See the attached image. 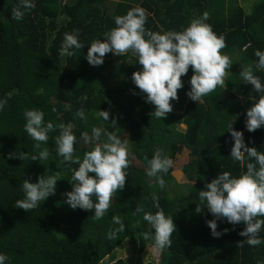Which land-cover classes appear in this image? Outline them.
I'll return each mask as SVG.
<instances>
[{
	"label": "trees",
	"instance_id": "16d2710c",
	"mask_svg": "<svg viewBox=\"0 0 264 264\" xmlns=\"http://www.w3.org/2000/svg\"><path fill=\"white\" fill-rule=\"evenodd\" d=\"M31 2L35 8L21 7L23 18L13 20L11 10L20 0H0V100L7 99L0 110V254L9 257L5 264H129L122 258L105 261L125 242L141 255L153 248V241L144 240L142 235L150 230L144 213L157 211L153 195L176 227L171 247L162 251L159 264H264V243L237 246L247 239L239 235L243 223L233 226L226 220L217 221V232L229 231L214 237L206 223L214 217L205 208L206 202L199 199V192L207 191L206 184L220 173L228 171L238 178L247 170L246 164L230 157L234 144L230 125L232 130L243 132L247 147L264 152V126L255 132L245 127L247 111L264 93H256L240 77L242 68L257 61L254 52L264 51V0H255L250 10L242 0ZM136 6L147 10L145 28L160 33L180 32L207 13L205 22L217 36L226 37L222 53L233 63L225 87L217 86L195 103L186 95L191 89L190 68L182 77L184 86L178 90V101H172L173 111L159 119L151 116L154 106L146 103L145 95L132 82L133 72L142 70L137 56L109 53L101 66H91L86 59L91 43L103 40L116 26L114 18ZM74 30L79 31L84 47L70 49L73 56L61 57L64 35ZM254 74L264 82V70L254 69ZM81 108L84 119L76 115ZM32 109L42 110L45 125L51 122L55 127L39 148L24 130V113ZM98 111H108L109 120L99 117ZM61 123L72 124L77 137L73 159L82 161L84 153L94 147L81 138L83 132L91 136L93 127L115 131L120 139L131 142L127 182L100 220L93 218L94 209H73L66 203L65 193L72 191L74 183L72 169L79 165L63 161L57 152L55 138L60 129L56 126ZM181 125H185L184 130ZM105 140L102 135L101 142ZM45 148L49 157L32 161L31 157ZM157 149L173 161L167 174H159L165 181L163 188L155 177L146 175ZM21 153L27 158L19 159ZM9 154L14 157L10 159ZM183 156L180 171L189 181L179 184L174 171ZM55 172L60 173V180L53 195L27 213L16 208V201L25 198L24 180L36 183L39 177ZM197 206L203 208L200 213L195 211ZM137 207L143 211L136 212ZM113 216H119L125 225L124 232L115 238L109 235L119 227ZM259 236L264 238V227Z\"/></svg>",
	"mask_w": 264,
	"mask_h": 264
},
{
	"label": "clouds",
	"instance_id": "9594fccd",
	"mask_svg": "<svg viewBox=\"0 0 264 264\" xmlns=\"http://www.w3.org/2000/svg\"><path fill=\"white\" fill-rule=\"evenodd\" d=\"M35 8L31 0H20V4L14 7L12 19L23 18L24 13L20 10ZM115 27L104 34L103 40H94L87 53V61L91 66H101L104 57L112 53L115 56H123L131 52L138 57V63L142 66L141 71L133 72L132 82L146 97V103L154 106L151 116L162 119L173 111L172 101H178V90L183 88L182 77L187 75L191 68L193 75L190 79L191 89L186 95L196 103L203 97L213 92L217 86L225 87L226 77L232 66V60L227 54L222 53L226 45V37L213 31L207 13L202 17L193 19L184 30H174L163 33L153 32L145 28L148 19L147 10L143 7H133L126 15L116 16ZM79 31L65 33L59 50V55L73 56L70 49H82L84 45L78 39ZM250 45H245V48ZM257 61L254 65L242 68L240 77L245 84H251L256 93H264V82L259 75L254 74V69L264 70V51L254 52ZM7 104V99L0 100V110ZM81 119L85 118L81 108L76 113ZM97 115L105 121L109 120L108 111H98ZM26 123L25 132L37 141L35 148L40 143H47L49 132L55 131L53 123H44L42 110H26L24 113ZM115 126V120L112 121ZM264 126V95H260L257 102L246 113L245 127L248 132H255ZM60 134L55 138L58 154L63 161L78 164V169H72V191L65 193L66 203L71 208H80L88 211L94 209L93 218L102 219L108 212L113 196L118 190H123L127 182V169L130 165L129 157L132 155L129 139L122 140L117 132H109L99 127L92 128V134L81 133L85 144L93 143L91 151H86L82 161L80 158L73 159L74 145L77 137L73 134L72 124H59ZM116 127V126H115ZM118 129V128H117ZM119 130V129H118ZM234 140L230 157L241 165L246 164V172L238 178L232 177L231 173L224 171L206 184L207 191L199 192L201 203L206 202V209L214 217L206 221L214 237H219L229 230L225 228L223 233L217 232V221L226 220L235 226L243 223L244 229L239 233L241 237H247L243 242H238V247L247 243L251 247H257L264 243V238L259 236L264 227V152L257 151L254 147H247L243 132L228 130ZM106 137L101 142V136ZM9 154V158H13ZM49 157L47 148L31 157L32 161L45 160ZM19 159L27 158V154L21 153ZM147 159V158H146ZM248 161H254L248 162ZM173 161L163 154L162 149H157L149 161L146 175L155 177L160 188L165 186V181L160 173L167 174ZM257 165L259 167H257ZM94 174V175H90ZM59 172L51 176H42L38 182L30 183L24 180L22 185L25 198L16 201V208L25 211L34 210L39 202L46 200L55 193V186L59 181ZM155 214L145 212L143 220L150 225V230L144 232V240L153 241V250L162 252L170 248L172 234L176 231L172 216H166L160 208L158 197ZM203 208L197 206L195 211L200 213ZM143 209L137 207L136 212ZM113 222L119 225L109 235L115 238L118 233L124 232L125 225L119 216H113ZM139 224V221H137ZM154 230V233L153 231ZM9 257L0 254V264H5ZM261 264V262H258Z\"/></svg>",
	"mask_w": 264,
	"mask_h": 264
},
{
	"label": "rangeland",
	"instance_id": "374dc122",
	"mask_svg": "<svg viewBox=\"0 0 264 264\" xmlns=\"http://www.w3.org/2000/svg\"><path fill=\"white\" fill-rule=\"evenodd\" d=\"M254 1L255 0H245V1L242 0V4L246 8V10H250L249 8L254 3ZM225 79H226L225 81L226 83L227 77ZM179 128L181 130H184L185 125H181ZM179 160H180L179 164L177 165L178 169L174 171V177L176 178L177 183L182 184V183L188 182L189 179L184 173L180 171V167H181L180 165L184 164V156L182 158L180 157ZM137 164L141 165L138 161H137ZM128 243L125 242L124 244H122V247L117 248L116 251L111 255V257L108 258L105 262L110 263L111 259L122 258V259H126L129 264H159L160 263L162 252H155L153 248H151V249H147L141 255L138 253H134L132 251L133 248Z\"/></svg>",
	"mask_w": 264,
	"mask_h": 264
}]
</instances>
